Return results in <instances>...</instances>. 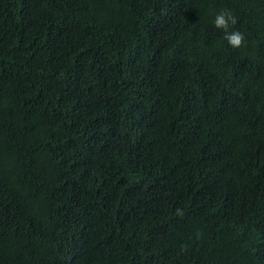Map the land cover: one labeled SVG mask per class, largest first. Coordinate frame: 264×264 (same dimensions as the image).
<instances>
[{"label": "trees", "instance_id": "1", "mask_svg": "<svg viewBox=\"0 0 264 264\" xmlns=\"http://www.w3.org/2000/svg\"><path fill=\"white\" fill-rule=\"evenodd\" d=\"M0 264H264V0H0Z\"/></svg>", "mask_w": 264, "mask_h": 264}, {"label": "clouds", "instance_id": "2", "mask_svg": "<svg viewBox=\"0 0 264 264\" xmlns=\"http://www.w3.org/2000/svg\"><path fill=\"white\" fill-rule=\"evenodd\" d=\"M237 17L228 10H222L218 12L213 20L214 26L222 30L224 33V39L228 42L229 46L232 48L239 49L245 44V36L242 32L236 30L232 31L234 25L237 24ZM178 217L183 218L185 213L182 209L177 208L176 213ZM201 233H197V239L201 237ZM187 245L181 246V251L187 250Z\"/></svg>", "mask_w": 264, "mask_h": 264}]
</instances>
